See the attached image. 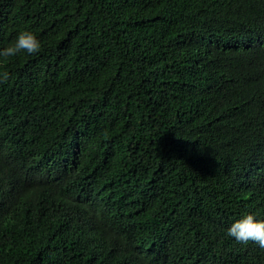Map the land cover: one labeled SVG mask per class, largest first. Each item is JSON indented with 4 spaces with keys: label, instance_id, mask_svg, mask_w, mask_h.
<instances>
[{
    "label": "trees",
    "instance_id": "obj_1",
    "mask_svg": "<svg viewBox=\"0 0 264 264\" xmlns=\"http://www.w3.org/2000/svg\"><path fill=\"white\" fill-rule=\"evenodd\" d=\"M0 264H264V0H0Z\"/></svg>",
    "mask_w": 264,
    "mask_h": 264
},
{
    "label": "clouds",
    "instance_id": "obj_2",
    "mask_svg": "<svg viewBox=\"0 0 264 264\" xmlns=\"http://www.w3.org/2000/svg\"><path fill=\"white\" fill-rule=\"evenodd\" d=\"M41 48V42L34 32L25 29L18 33L11 44L0 49V58L8 60L21 52L35 55L41 51ZM9 79L10 73L0 69V84L7 83ZM227 235L239 243L253 242L264 249V220L257 219L253 214H244L229 226Z\"/></svg>",
    "mask_w": 264,
    "mask_h": 264
}]
</instances>
